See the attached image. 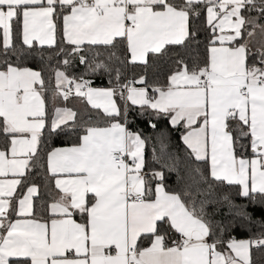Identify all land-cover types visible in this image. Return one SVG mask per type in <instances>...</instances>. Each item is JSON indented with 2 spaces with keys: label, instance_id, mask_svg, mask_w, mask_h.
Segmentation results:
<instances>
[{
  "label": "snow or ice",
  "instance_id": "snow-or-ice-1",
  "mask_svg": "<svg viewBox=\"0 0 264 264\" xmlns=\"http://www.w3.org/2000/svg\"><path fill=\"white\" fill-rule=\"evenodd\" d=\"M0 264H264V0H0Z\"/></svg>",
  "mask_w": 264,
  "mask_h": 264
},
{
  "label": "trees",
  "instance_id": "trees-1",
  "mask_svg": "<svg viewBox=\"0 0 264 264\" xmlns=\"http://www.w3.org/2000/svg\"><path fill=\"white\" fill-rule=\"evenodd\" d=\"M31 66H33V67H39V65L37 63H35V62H33L31 64ZM78 70L79 69H77V71ZM104 83H105V81L104 80H101V79H96V81H95L96 86H103ZM53 143H54V146H61V140H56ZM148 155H149V159H151V152L150 151H149V154ZM169 175H170L169 183L170 184L171 183H174V181H175V174L173 173V174H169ZM37 203L39 205V202H37ZM37 211L39 212V207L37 208Z\"/></svg>",
  "mask_w": 264,
  "mask_h": 264
}]
</instances>
